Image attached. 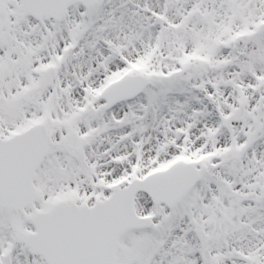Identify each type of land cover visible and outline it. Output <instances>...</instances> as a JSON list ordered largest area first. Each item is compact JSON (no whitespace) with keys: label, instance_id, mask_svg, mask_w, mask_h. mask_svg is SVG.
Wrapping results in <instances>:
<instances>
[{"label":"snow or ice","instance_id":"obj_1","mask_svg":"<svg viewBox=\"0 0 264 264\" xmlns=\"http://www.w3.org/2000/svg\"><path fill=\"white\" fill-rule=\"evenodd\" d=\"M0 264H264V0H0Z\"/></svg>","mask_w":264,"mask_h":264}]
</instances>
